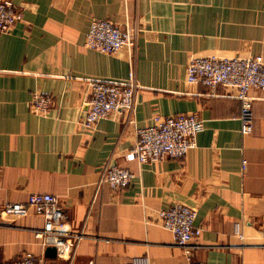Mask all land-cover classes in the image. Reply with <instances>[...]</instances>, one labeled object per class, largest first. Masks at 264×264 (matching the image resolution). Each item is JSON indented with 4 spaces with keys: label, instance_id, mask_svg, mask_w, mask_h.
Wrapping results in <instances>:
<instances>
[{
    "label": "crops",
    "instance_id": "obj_1",
    "mask_svg": "<svg viewBox=\"0 0 264 264\" xmlns=\"http://www.w3.org/2000/svg\"><path fill=\"white\" fill-rule=\"evenodd\" d=\"M10 1L22 20L0 34V206L58 198L68 233L83 235L72 264H264V93L251 91L253 131L243 135L237 99L186 80L193 57H264V0ZM95 19L129 28L133 52L86 48ZM131 60L137 127L155 116L204 121L183 158L129 161L135 129L118 114L83 128L87 80H125ZM35 94L51 96L46 116L31 111ZM106 165L135 178L118 191L98 188ZM175 203L194 208L204 229L188 248L157 218ZM43 227L34 213L0 215V264L25 254L65 264L46 257L35 237Z\"/></svg>",
    "mask_w": 264,
    "mask_h": 264
},
{
    "label": "built area",
    "instance_id": "obj_2",
    "mask_svg": "<svg viewBox=\"0 0 264 264\" xmlns=\"http://www.w3.org/2000/svg\"><path fill=\"white\" fill-rule=\"evenodd\" d=\"M22 20V14L10 0H0V34L9 33L13 25ZM85 47L105 55L122 51L133 52L135 38L129 28H123L109 20L95 19L91 22L85 38ZM132 59V58H131ZM131 71L125 80H87L89 93L85 99L83 128L93 129L103 120L118 114L135 129V143L127 152L129 161L139 165L152 164L168 159L183 158L196 146L199 133L204 130V121L194 114L177 116H155L150 126L139 128L135 121V98L140 86L136 83L132 60ZM186 80L189 84L203 85L216 96L217 88H223L226 98L237 99L241 104V132L248 135L253 131L252 90L264 93V57H216L201 56L188 60ZM53 106L51 96L33 95L31 111L46 116ZM135 175L115 165H106L100 172L98 188L107 185L118 191L127 187ZM30 213L44 219V227L35 232V237L47 249H56L58 258L72 264L76 258L79 242L83 235H71L59 199L50 194H31L26 203L4 204L0 215L10 219L27 217ZM196 210L175 203L157 212L161 225L173 234L174 242L181 248L190 247L202 234L203 227L196 225ZM239 228H237V231ZM239 238L243 235L239 232ZM264 247V245H263ZM10 264H48L31 254L22 255ZM187 264H207L189 259Z\"/></svg>",
    "mask_w": 264,
    "mask_h": 264
},
{
    "label": "water",
    "instance_id": "obj_3",
    "mask_svg": "<svg viewBox=\"0 0 264 264\" xmlns=\"http://www.w3.org/2000/svg\"><path fill=\"white\" fill-rule=\"evenodd\" d=\"M45 255L47 258L49 259H55L57 254H56V249L55 248H52V247H48L46 249V252H45Z\"/></svg>",
    "mask_w": 264,
    "mask_h": 264
}]
</instances>
